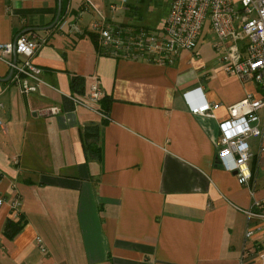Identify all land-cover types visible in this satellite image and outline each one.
Returning <instances> with one entry per match:
<instances>
[{"label": "crops", "instance_id": "crops-1", "mask_svg": "<svg viewBox=\"0 0 264 264\" xmlns=\"http://www.w3.org/2000/svg\"><path fill=\"white\" fill-rule=\"evenodd\" d=\"M81 7V0H0V43L23 33L45 39L33 57L44 81L35 93H21L0 59V264H264L258 140L249 139L252 187L219 162L214 145L226 108L257 94L255 84L224 69L207 23L193 50L171 63L115 58L86 34L89 13L77 20L82 33L58 28L63 14L75 21ZM69 73L85 79L84 95L71 93ZM94 81L108 114L101 97L90 106L69 98H86ZM203 102L220 104L214 118L191 113ZM49 106L60 112L45 114ZM90 124L99 125V156L83 151ZM13 186L17 215L7 201ZM18 217L23 226L8 238L5 221Z\"/></svg>", "mask_w": 264, "mask_h": 264}, {"label": "built area", "instance_id": "built-area-1", "mask_svg": "<svg viewBox=\"0 0 264 264\" xmlns=\"http://www.w3.org/2000/svg\"><path fill=\"white\" fill-rule=\"evenodd\" d=\"M103 1V2H101ZM81 0L82 7L75 21L67 14L60 17L58 28L68 33H82L77 20L84 13L91 15L90 31L97 35L102 53L115 58H145L157 63H171L181 50H193L203 26L207 23L216 36L214 49L220 53L224 69L243 82H253L257 94L247 93L240 101L226 108L228 116L218 122L219 134L214 142L219 162L235 172L237 181L252 187L249 160L254 155L249 139L258 140V154L264 156V0H169L168 12L159 30L136 28L125 19L129 0ZM103 3V4H102ZM120 15L122 18L117 21ZM44 38L20 34L14 40L0 43V59L10 69V80L21 93L37 92L44 81L41 68L33 62ZM102 91L96 81L89 86L86 98L71 95L75 106L97 102ZM89 105V106H90ZM219 103L203 102L191 108V113L214 118ZM2 104L0 103V108ZM60 112L49 106L45 114ZM0 128L3 122L0 119ZM232 157V164L226 157ZM15 185V183H13ZM5 199L0 197V204ZM13 214L19 213L21 197L16 187L7 199ZM260 208L262 202L254 199ZM247 213H255L251 209ZM36 241L45 250L40 236ZM264 263L263 245L257 250Z\"/></svg>", "mask_w": 264, "mask_h": 264}, {"label": "trees", "instance_id": "trees-1", "mask_svg": "<svg viewBox=\"0 0 264 264\" xmlns=\"http://www.w3.org/2000/svg\"><path fill=\"white\" fill-rule=\"evenodd\" d=\"M127 16H130L128 14ZM91 41L93 42L95 48H98L97 44V36L92 32L86 33ZM69 89L73 94L84 95L85 94V79L77 74L69 73ZM100 110L105 114H108V99H105V96H102L101 99ZM98 124H90L84 126L81 131V143L83 147L84 153H91L95 156H99V147L98 143ZM23 226V222H21L20 217L14 220L11 218H7L3 227V233L8 237L12 238Z\"/></svg>", "mask_w": 264, "mask_h": 264}, {"label": "rangeland", "instance_id": "rangeland-1", "mask_svg": "<svg viewBox=\"0 0 264 264\" xmlns=\"http://www.w3.org/2000/svg\"><path fill=\"white\" fill-rule=\"evenodd\" d=\"M168 4L169 0H129L125 14H130L127 17L129 23L136 28L159 30L167 15ZM121 19L118 15L117 21Z\"/></svg>", "mask_w": 264, "mask_h": 264}]
</instances>
